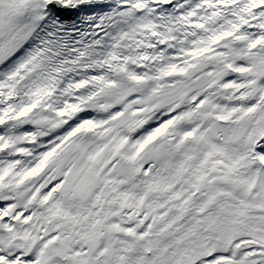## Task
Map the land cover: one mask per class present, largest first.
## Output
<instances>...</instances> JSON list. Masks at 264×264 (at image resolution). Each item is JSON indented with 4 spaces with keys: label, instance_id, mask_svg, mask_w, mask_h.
Here are the masks:
<instances>
[{
    "label": "snow or ice",
    "instance_id": "6c2138e0",
    "mask_svg": "<svg viewBox=\"0 0 264 264\" xmlns=\"http://www.w3.org/2000/svg\"><path fill=\"white\" fill-rule=\"evenodd\" d=\"M0 264H264V0H0Z\"/></svg>",
    "mask_w": 264,
    "mask_h": 264
}]
</instances>
